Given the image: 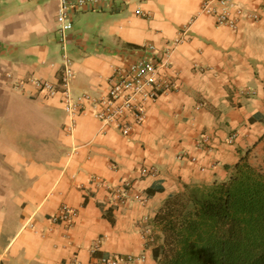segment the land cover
Masks as SVG:
<instances>
[{
  "label": "crops",
  "instance_id": "crops-1",
  "mask_svg": "<svg viewBox=\"0 0 264 264\" xmlns=\"http://www.w3.org/2000/svg\"><path fill=\"white\" fill-rule=\"evenodd\" d=\"M203 1L130 0L75 11L64 50L59 0H0V264H89L108 254L157 264L162 233L154 217L170 195L224 180L242 156L261 163L264 0H234L258 14L236 29L200 12ZM184 31L162 70L177 88L150 102L127 136L89 105L72 126L61 92L48 97L30 82L58 84L66 55L72 97L99 96L144 44L163 48ZM203 136L207 148L197 146ZM143 165L157 176L140 177ZM126 179L143 201L112 200ZM65 209L76 215L61 219Z\"/></svg>",
  "mask_w": 264,
  "mask_h": 264
},
{
  "label": "trees",
  "instance_id": "trees-1",
  "mask_svg": "<svg viewBox=\"0 0 264 264\" xmlns=\"http://www.w3.org/2000/svg\"><path fill=\"white\" fill-rule=\"evenodd\" d=\"M224 180L186 185L154 217L157 264H264V155L240 157Z\"/></svg>",
  "mask_w": 264,
  "mask_h": 264
},
{
  "label": "built area",
  "instance_id": "built-area-1",
  "mask_svg": "<svg viewBox=\"0 0 264 264\" xmlns=\"http://www.w3.org/2000/svg\"><path fill=\"white\" fill-rule=\"evenodd\" d=\"M130 0H59L57 14V31L62 49L66 50L68 32L72 29L71 16L75 11L96 9L115 3H129ZM200 12L213 16L217 24L236 29L243 18L258 19V14L246 10L234 0H204L200 6ZM186 31V30H185ZM184 32L166 43L163 48H158L153 43H147L140 49L141 53L123 67L114 71L109 79V87L99 96H91L83 93L76 98L71 95L72 82L75 73L70 59L64 55L63 68L58 84L41 79H31L40 92L48 97L61 92L64 109L71 117V125H74V117L84 112L89 105L95 118L106 125L114 126L119 132L127 136L135 126L143 124L146 118L147 105L154 102L166 92L177 88L176 78L173 75H165L162 70L170 65V55L173 47L184 41ZM23 81L17 86L23 85ZM59 87V88H58ZM230 137H234L232 134ZM209 140L206 136L199 141L198 147H208ZM158 169L155 166L143 165L139 169V176H157ZM98 180L97 178H95ZM95 180V181H96ZM98 183L105 185L101 180ZM131 181L124 180L113 188V201L126 204L130 199L143 201L142 195L131 190ZM63 220L72 219L76 213L65 209ZM143 256L131 254L102 255L95 258L89 264H134L142 261ZM76 264V261H73Z\"/></svg>",
  "mask_w": 264,
  "mask_h": 264
}]
</instances>
